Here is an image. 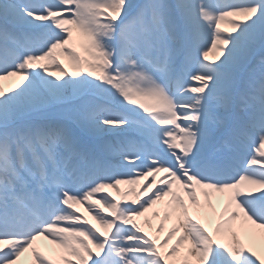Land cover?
I'll use <instances>...</instances> for the list:
<instances>
[{
  "label": "snow or ice",
  "instance_id": "obj_1",
  "mask_svg": "<svg viewBox=\"0 0 264 264\" xmlns=\"http://www.w3.org/2000/svg\"><path fill=\"white\" fill-rule=\"evenodd\" d=\"M257 48L264 0H0V81H27L0 88V264H264L232 223L264 229V73L240 75ZM198 188L225 197L212 231ZM158 202L162 241L137 219Z\"/></svg>",
  "mask_w": 264,
  "mask_h": 264
},
{
  "label": "bare ground",
  "instance_id": "obj_2",
  "mask_svg": "<svg viewBox=\"0 0 264 264\" xmlns=\"http://www.w3.org/2000/svg\"><path fill=\"white\" fill-rule=\"evenodd\" d=\"M227 1H231V0H206V2L208 4L215 6V7H217V4H225L226 5V4H228ZM233 2H235V0ZM233 19H235V17L226 18L225 21L221 23V28L232 31L231 20H233ZM73 37H74V43L76 45L77 50L83 51L82 48L80 47V43H79V39H78V33L76 32L75 29L73 30ZM259 50H261V49L257 48V50L251 55L249 60L246 62L245 67L242 70H240V74L242 77H244V78L251 77L253 79L258 80L259 77L261 76V74L264 73V63L262 61H259L258 59H255V55L257 54V52ZM66 58H67V56H66ZM222 58L223 57H220V59H222ZM209 60L219 62L217 59V53L210 52L209 53ZM247 63H251V66H250L251 68L245 70ZM66 66L69 67V69L71 70V65H70L69 61L67 62ZM2 83L5 84L7 86V88L10 89L11 87H13V88H16L18 86L23 87V85L26 84V81L21 82V80H19V82H16L14 84V83H10L5 78L2 81ZM11 91L12 90L9 91V95L12 93ZM135 135L139 136L140 140L143 139L141 131L136 127H133L131 129H127L124 132H119V131L111 132V133L107 134L105 139L108 141H110L113 138H117L119 140L120 139L133 140V138H131V137H133ZM219 147H221V146H219ZM219 147H217V148H219ZM119 161H120V159L118 156H112L111 157V162H113V164H115L117 162L119 164L120 163ZM161 175H163V173ZM109 191L112 192V194L114 196L117 195L114 189H109ZM197 191L200 193L202 207L199 209V211L196 210L193 216L200 219L201 222L204 223L208 228H211V227L214 228L215 224H214L213 218H216V219L219 218V213L223 210V207L225 204V197L222 196L220 193H214L213 198H212V203H213V205H215V211H213L212 207H210L205 201V198L203 196V190L198 188ZM182 195H183V193H182ZM117 198L119 199L120 197L117 196ZM167 200H168V198H165V201H167ZM155 207L165 211V203L164 202H158L157 205H155L153 208H155ZM81 210L84 211L85 208L82 207ZM89 219H91L90 214H89ZM175 220H176V215H175V213H173L172 218L167 220L166 222L169 226H172L173 223L175 222ZM143 221H145L144 218H143ZM93 222L96 223V221H93ZM232 223L235 225L236 229L240 232L241 239L244 240L246 246H252V247L256 248L257 250H261V247L264 246V229H260L257 225H254L250 221L245 220V218L242 215H241V217L237 218ZM34 247H38L41 251L45 252L47 255L52 256L53 258H57V256H58V247L56 245H54L50 240L46 239L45 237L38 238L37 241L35 242ZM32 261H33V257L31 254V250H29V252L25 253L24 255H22L20 257L17 264H32Z\"/></svg>",
  "mask_w": 264,
  "mask_h": 264
},
{
  "label": "rangeland",
  "instance_id": "obj_3",
  "mask_svg": "<svg viewBox=\"0 0 264 264\" xmlns=\"http://www.w3.org/2000/svg\"><path fill=\"white\" fill-rule=\"evenodd\" d=\"M135 2H136V0H135ZM60 59L64 62L65 66H66L67 59L63 56V54H61ZM6 79L10 83H14V84L16 82H19V80H21V78L18 76L7 77ZM2 81H0V88L3 89L5 95H9L10 90H12L11 92H14V91H19V89L22 88L21 86H18L16 88L11 87L9 89V88H7V86L5 84L2 83ZM26 83H27V81H26ZM23 87H24V85H23ZM41 108H42V111H45V112L54 111V109L48 108L47 106H41ZM122 170H127V169L125 168ZM141 183H144V182L142 181ZM121 186H123V188H125V189L129 187L128 185H124V184H122ZM183 195L185 196V199L187 200V194L183 193ZM200 202H201V200H200ZM189 205H190V210L192 212V215H194L195 211L197 210V206L192 205L190 201H189ZM155 211H160V213H161L160 217H156L153 215V212H155ZM163 214H164V211L162 209L155 207L153 209H150L149 212L146 213L144 217L137 218L139 220V222L142 224V226L145 228V231L149 233V235H159L161 241L164 239V236L167 234L168 230L172 227V226H169L167 224V222L165 221L164 222L165 223L164 232L163 233H157L156 232V228H157L158 224L160 223V221L163 217ZM143 218L145 219V221H146V218H151V220H152L151 226L149 224H147L145 221H143ZM213 220H214V224H216L217 219L213 218ZM212 230H213V227L209 228V231H212ZM174 242H175V238L173 239V243ZM164 250L166 251L167 249L165 248ZM183 254H184V249L181 248L180 254L177 257H173L171 259H173L175 261V264H182L181 258L183 256Z\"/></svg>",
  "mask_w": 264,
  "mask_h": 264
}]
</instances>
